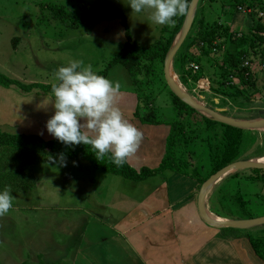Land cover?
<instances>
[{
    "label": "rangeland",
    "instance_id": "rangeland-1",
    "mask_svg": "<svg viewBox=\"0 0 264 264\" xmlns=\"http://www.w3.org/2000/svg\"><path fill=\"white\" fill-rule=\"evenodd\" d=\"M83 2L84 7L80 0H0V72L22 83L52 84L55 82V71L59 67L67 66L69 60H82L85 65H91L94 71L102 69L112 56V52L116 50L111 45L114 43L115 46L117 44L120 46L121 41L125 39L124 29L120 17L114 19L111 17L104 20L109 23L108 33L104 34L99 26L104 22L98 21L101 18L82 22L87 11L99 16L114 11L122 12L131 38L140 45L168 38L174 26L152 24L148 20V12L131 15V9L126 5L127 0H83ZM256 4L258 5H255V8L227 4H223L222 7L220 0H211V2L198 0L193 19L196 15L197 19L203 21L227 24L229 30L238 37V45L245 48L246 40L254 33L256 23L259 21L264 23V0ZM70 17L78 21L73 23ZM97 41L103 42L105 51H99ZM216 43L220 44L216 45L217 49L213 46L208 55L202 56L203 65L193 60L200 67L199 70L203 71L204 79H208V90L198 89V80L201 78L195 82L191 76H188L185 83L181 82L179 65L172 61L171 71L175 74L180 87L197 101L211 108L221 109L223 115L233 119L264 118V61L250 62L249 69L260 89L253 91V87H246L245 91L253 101L248 103L242 96L228 98L214 90L220 89L217 82L221 80V55L227 44L223 39L217 40ZM157 77L159 78L152 86L154 93L148 106L156 109L159 119L171 121L175 119L172 92L163 77V64L158 67ZM106 79L121 87L133 89L128 72L120 65L114 66ZM1 89L21 94L16 89L0 87V120L6 118V114L10 112L9 107L17 104L14 98L9 101ZM148 89L150 86L144 91L149 93ZM224 92L226 93L225 90ZM193 120L198 122L200 119L195 117ZM194 122L191 120L190 127L187 126L188 144L184 146L183 138H180L181 147L177 149L176 156L181 161L188 160V165L183 168L184 172L190 173L191 164L195 166L197 173L207 177L212 172L208 161L210 133L207 128L198 126ZM0 128L15 132L6 125H0ZM217 134L215 140L220 137V133ZM48 151L39 150L34 154L30 151V154L26 153L24 156H31L27 159L25 157V160L18 165V169L20 166L22 171L18 185L23 188L11 191L12 206L7 214L0 216V236L3 241H0V264H18L22 259L24 261L22 264H29L28 259L31 258V252H34L35 248L44 247V250L48 251L55 245L53 243L61 241L60 237L64 238L62 235L64 232L78 229L80 221L66 219L76 216L81 220L88 217L85 211L103 214L108 219L110 215L111 218L120 215V211L131 208L129 199L133 201L142 198L152 184L160 183L170 172L156 174L141 181H132L118 175L98 172L82 158L65 159L66 163L63 167L52 165L47 159L50 158L49 156L57 157ZM44 157L45 160H37ZM260 157H264V130L244 132L236 158L249 160ZM5 158L8 159L5 163L14 164L15 171H18L17 161L10 162L9 158L6 156ZM3 166L5 169V165ZM198 189L199 186L197 193ZM241 199L245 202L241 203ZM99 201L100 204L97 203ZM205 202L209 212L226 219H243L240 218L242 207L249 212L250 218L264 216V182L250 179L245 172H241L235 178L227 175L213 185ZM71 206L80 210H69ZM6 215L19 219L14 228L8 226ZM48 215H56L59 219L48 223L44 218V216L48 218ZM23 216L31 217L32 220L29 218L30 221L27 222ZM224 230L244 233L249 231L264 238V224ZM74 242H77L74 237L70 240L66 239L69 245ZM36 263L42 261L38 259Z\"/></svg>",
    "mask_w": 264,
    "mask_h": 264
},
{
    "label": "crops",
    "instance_id": "crops-1",
    "mask_svg": "<svg viewBox=\"0 0 264 264\" xmlns=\"http://www.w3.org/2000/svg\"><path fill=\"white\" fill-rule=\"evenodd\" d=\"M107 18L98 20L104 22L99 25L104 34L109 30V23L104 21ZM123 42L120 46L111 45L116 49L113 54ZM96 44L99 51H105L102 41ZM1 90L9 101L14 98L17 104L8 108L10 112L5 113L6 118L0 120V125H6L17 133L37 135L43 140L54 139L45 129L46 121L53 114L51 104L46 109L38 107L43 99L51 97V92L45 94L35 90L17 94ZM136 102L131 87L119 86L115 104L122 116L142 133L137 151L126 161L136 170L141 167L155 168L163 156L169 127L140 122L134 116ZM168 171L160 174H167ZM168 174L160 183L152 184L142 198L129 199L131 208L120 211L118 216L111 218L110 215L108 219L103 214L85 211L88 217L81 220L76 216L66 219L80 221V227L64 232V238L60 237L61 241L53 243L55 245L48 251L44 247L35 248L28 259L29 264H264L253 252L244 232L225 231V228L213 227L200 218L196 205L198 184L194 178L172 171ZM97 203L100 204V201ZM71 207L69 210H80ZM6 216L8 226L14 228L19 219ZM23 218L27 222L31 219L27 216ZM44 218L48 223L59 219L56 215ZM72 237L77 242L67 244L66 239ZM38 259L42 263H36ZM23 262L22 259L18 264Z\"/></svg>",
    "mask_w": 264,
    "mask_h": 264
},
{
    "label": "trees",
    "instance_id": "trees-1",
    "mask_svg": "<svg viewBox=\"0 0 264 264\" xmlns=\"http://www.w3.org/2000/svg\"><path fill=\"white\" fill-rule=\"evenodd\" d=\"M80 1L82 7H84L83 0ZM206 1L211 2V0ZM261 1L263 0H220L222 7L223 4H227L235 7L245 6V8H255V5H258L256 3ZM188 2L189 0H187V4ZM60 11L65 12L63 10ZM85 14L86 17L82 18V22H91L107 17H120V22L124 29V42L119 50L106 61L103 68L95 72L97 75L105 78L111 67L115 65L122 66L130 76L137 99L134 116L140 122L145 124H164L169 127L168 134L165 138L164 153L161 161L155 168L141 167L136 170L131 167L127 161L122 166L117 167L111 163L108 155H105L103 159L97 161L91 153L90 146L88 145L78 144L75 146H65L62 143L57 142L55 139L43 140L34 134L8 132L0 128V190L7 188L11 193V191L23 188L18 185L20 172H22L20 166V169H18V165L25 160L26 156H24V154L29 153L30 151L34 154L39 150H49L56 157H58V154L63 153L65 159L82 158L88 161L98 172L118 175L132 181L145 180L151 176L160 174L165 170H170L194 178L197 181L198 186H200L208 176L203 177L197 173L195 166L191 164L192 172H184L183 168L188 165V160L185 159L184 161H181V159L176 156L177 149L181 147L180 138H183L182 144L184 146L188 144L186 135L187 126L190 127V121L192 120L194 122L193 119H195V117H198L200 120L194 122V124L204 126L210 133L208 161L212 170L211 173H214L219 168L232 161L238 160L236 157L238 154L239 143L244 132L250 130L238 129L207 118L186 105L173 94L171 95L175 119L171 121H163L162 119H159L156 109L148 106L149 100L154 93L152 86L157 83L159 78L157 77L158 67L163 64L166 52L180 29L184 15L174 17L175 23L168 38L157 39L147 45H140L131 38L122 12L114 11L104 16L92 14L89 11ZM65 15H68V13H65ZM70 18L73 23L78 21L76 18ZM263 31L264 23L262 21L257 22L254 26V33L250 34L246 40L245 48H242L237 43L238 37L229 30L227 24L221 25L215 21H203V19H197L195 15L187 36L173 57V62L178 63L179 65L180 81L185 83L188 76H191L192 80L195 82L197 79L204 77L203 71L201 72L199 70V66L197 71H193L189 69L188 63L195 60L200 63V65H203L202 56L208 55V52L212 50L211 48L213 46L216 48L220 45L217 44L216 41L223 39V42L227 44L222 50L221 55V80L217 82L220 89L214 90H217V92L232 99L242 96L244 101L251 103L253 99L250 98L249 93H246L245 90L246 87L250 86L253 87V91H260L256 79L249 68L251 65L250 62L257 60L264 61ZM222 46L224 47V45ZM186 59H188V61ZM245 62H248V64L245 65ZM51 85L52 84L43 83H22L16 79L9 78L0 72V86L4 88H13L21 93H31L38 89V91L47 94L51 92ZM149 86V93H146L144 89ZM210 89H213L212 84L210 85ZM217 132L220 133V137H218V140H215L218 135ZM5 156L9 158L10 162L11 160L17 161L18 171H15L16 166L14 164L5 163L8 162V159H6ZM29 157H26V159ZM45 159L46 157L38 158L37 160ZM3 165H5V169ZM241 172L248 174V177L252 180L264 182V168L244 169L231 173L228 177L235 178ZM240 202L244 203L245 201L241 199ZM241 214L242 216L240 218H250L249 212L244 207H242ZM234 218H239V216H234ZM244 236L248 240L255 255L264 261V238L260 235L250 233L249 231H246Z\"/></svg>",
    "mask_w": 264,
    "mask_h": 264
},
{
    "label": "clouds",
    "instance_id": "clouds-1",
    "mask_svg": "<svg viewBox=\"0 0 264 264\" xmlns=\"http://www.w3.org/2000/svg\"><path fill=\"white\" fill-rule=\"evenodd\" d=\"M126 5L131 15L148 12L152 24L169 27L175 23L173 18L184 15L188 8L187 0H127ZM54 81L51 97L38 106L46 109L51 104L53 109L45 123L46 132L65 146H90L97 161L108 155L112 164L122 166L137 151L142 133L115 104L119 85L97 75L91 65L79 59L59 67ZM49 157L48 163L65 166L63 153ZM12 199L7 188L0 190V216L8 213Z\"/></svg>",
    "mask_w": 264,
    "mask_h": 264
},
{
    "label": "water",
    "instance_id": "water-1",
    "mask_svg": "<svg viewBox=\"0 0 264 264\" xmlns=\"http://www.w3.org/2000/svg\"><path fill=\"white\" fill-rule=\"evenodd\" d=\"M198 0H190L188 3V8L183 17L180 29L178 33L175 35L169 49L166 52V55L163 60V77L168 89L172 92V94L177 97L179 100L184 102L186 105L197 111L198 113L210 118L216 122L235 127L242 130H262L264 128V118L260 119H251V120H237L221 113V109L211 108L209 106L204 105L200 101H197L196 98L187 93L184 89H182L172 78L171 69L173 67V57L183 43L185 37L187 36L195 8ZM252 168H264V162H257L249 160H235L232 161L221 168H219L214 173L210 174L199 186V190L197 193V211L200 218L208 225L213 227H222V228H248L255 225L264 224V216H259L255 218H246V219H217L214 214L208 211L206 207V197L210 189L223 177L244 169H252Z\"/></svg>",
    "mask_w": 264,
    "mask_h": 264
},
{
    "label": "built area",
    "instance_id": "built-area-1",
    "mask_svg": "<svg viewBox=\"0 0 264 264\" xmlns=\"http://www.w3.org/2000/svg\"><path fill=\"white\" fill-rule=\"evenodd\" d=\"M261 15H262V13H260ZM262 35H264V31L262 32ZM245 65L246 64H248V62H245L244 63ZM263 66H264V64H263ZM188 67H189V69H191V70H193V71H197L198 70V65L197 64H195L194 62H189L188 63ZM198 89H202V90H208V88H209V81H208V79L207 78H205L204 79V77H201V79H199L198 80Z\"/></svg>",
    "mask_w": 264,
    "mask_h": 264
},
{
    "label": "bare ground",
    "instance_id": "bare-ground-1",
    "mask_svg": "<svg viewBox=\"0 0 264 264\" xmlns=\"http://www.w3.org/2000/svg\"><path fill=\"white\" fill-rule=\"evenodd\" d=\"M171 76L173 78V80L180 86L179 82L176 79L175 74L172 73L171 71ZM184 89V88H183ZM264 130V128H263ZM251 161H257V162H264V157H260V158H256V159H250ZM217 219H222L223 217H219V216H215Z\"/></svg>",
    "mask_w": 264,
    "mask_h": 264
}]
</instances>
